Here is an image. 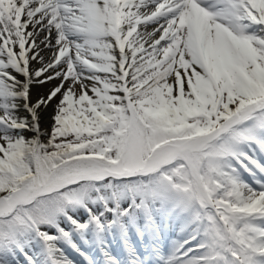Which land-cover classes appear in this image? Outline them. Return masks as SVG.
<instances>
[{
    "label": "snow or ice",
    "instance_id": "6c2138e0",
    "mask_svg": "<svg viewBox=\"0 0 264 264\" xmlns=\"http://www.w3.org/2000/svg\"><path fill=\"white\" fill-rule=\"evenodd\" d=\"M0 264H264V0H0Z\"/></svg>",
    "mask_w": 264,
    "mask_h": 264
},
{
    "label": "bare ground",
    "instance_id": "6f19581e",
    "mask_svg": "<svg viewBox=\"0 0 264 264\" xmlns=\"http://www.w3.org/2000/svg\"><path fill=\"white\" fill-rule=\"evenodd\" d=\"M50 85H51V84H50ZM50 85H49V86H50ZM49 86H48V87H49ZM48 87L46 86V87H45L46 89L43 90V91H46ZM49 119H50V110H49V113L46 114V116H45L44 125H43L45 128L48 126L47 122H48ZM49 121H50V120H49ZM50 122H51V121H50Z\"/></svg>",
    "mask_w": 264,
    "mask_h": 264
},
{
    "label": "rangeland",
    "instance_id": "374dc122",
    "mask_svg": "<svg viewBox=\"0 0 264 264\" xmlns=\"http://www.w3.org/2000/svg\"><path fill=\"white\" fill-rule=\"evenodd\" d=\"M50 85V84H49ZM49 85H47V87L49 86ZM50 87H52V85H50L48 88H50ZM46 88H43V89H41V91H43V90H45ZM47 91V90H46ZM50 120V119H49ZM48 120V122H47V124H48V126L46 127V128H50V121Z\"/></svg>",
    "mask_w": 264,
    "mask_h": 264
}]
</instances>
